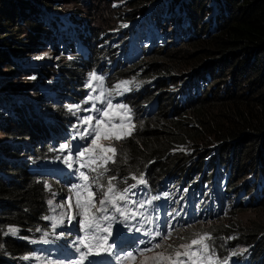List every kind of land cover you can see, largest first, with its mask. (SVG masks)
I'll return each mask as SVG.
<instances>
[{"label": "trees", "instance_id": "1", "mask_svg": "<svg viewBox=\"0 0 264 264\" xmlns=\"http://www.w3.org/2000/svg\"><path fill=\"white\" fill-rule=\"evenodd\" d=\"M66 1L0 0V61L25 59L23 44L17 43L22 36L14 34L19 23L12 24L13 32L1 33L5 20L15 22V16L31 21L32 31L50 48H82L54 67L71 84L62 81L70 97L81 93L92 67L106 74L108 89L131 82L132 97L126 101L135 108L137 123L118 146L123 161L136 166L132 170L143 163L150 180L166 176L178 189L192 180V186L205 183L212 200L234 198L230 210H264V0H109L113 24L107 21L106 28L94 30L80 19L79 9L63 6ZM209 3L217 6L207 12ZM52 25L54 31L42 29ZM27 37L33 38V32ZM5 65L11 69L12 63ZM2 78L0 88H20L7 106L0 100L5 133L0 140V229L12 226L27 233L30 225L44 223L46 195L43 181L18 159L20 148H31L28 140L35 136L42 108L55 120L63 122L66 116L60 110L64 105L50 96L41 98L36 91V101L25 95L28 81L2 84ZM139 106L153 112L139 116ZM42 148L39 142L36 149ZM229 225L234 239L264 264V220ZM3 232L0 264H14L26 252V241Z\"/></svg>", "mask_w": 264, "mask_h": 264}, {"label": "rangeland", "instance_id": "2", "mask_svg": "<svg viewBox=\"0 0 264 264\" xmlns=\"http://www.w3.org/2000/svg\"><path fill=\"white\" fill-rule=\"evenodd\" d=\"M40 1V0H38ZM109 0H67L64 2L63 6L71 7V8H77L81 11L82 15H87L88 18L91 21L90 26H101L106 28L105 24L107 21L109 23L113 24L112 14L109 9V6L107 3ZM207 2V1H203ZM39 4L38 2H33V6ZM215 4L209 3L206 7V11L209 12V7L213 6ZM217 6V5H215ZM174 13V12H173ZM198 13V12H197ZM175 14V13H174ZM16 20L15 22L10 20H5L7 28L1 29V33L7 31H14L12 28V24L19 23V26H17L18 31H14V34H18V37L20 39L19 44L21 45V51L22 54L25 55V59L21 60L20 62H13L10 58H3L0 61V76H2V84L7 82L8 79L13 80L14 83H22L24 81H28V86L26 87L25 95L29 96L30 98H34L33 96H36L37 93L40 95L45 92L49 91V83H58L64 81L63 77L60 75V70L57 67H54V65L60 61L63 60L66 56L69 55L64 52V49L61 44L60 50L58 48L54 49L53 47H48V42L41 38L40 35L34 31H32V26L34 24L31 21L26 22V17L20 18L19 16H15ZM104 24V25H103ZM111 24V25H112ZM89 25V24H88ZM202 23H200L199 26H201ZM45 30L44 32L54 31L55 27L52 26H44ZM33 32V38H28V33ZM6 33V32H5ZM32 35V34H31ZM32 42V44H31ZM12 43V42H10ZM50 43V42H49ZM12 44H8L7 46H11ZM6 46V44H5ZM47 54V55H44ZM37 57H41L40 59H37ZM6 62L12 63L11 69H7L5 65ZM48 63V68H46V71H44L43 66L45 67V64ZM91 72H95L98 76L104 77V89H108L107 82L105 81V75L101 72L97 71L94 67H92L90 70L86 72V76L82 82L83 90L81 93L77 95H73V99L70 100V102L65 103L62 102L65 105V108L60 109L62 113L70 120V124L67 125V128L65 132L61 135V137H56L54 139H50V142L47 143L48 146L44 149L45 153L48 154L47 156H44L42 158H39V155L35 153H31L30 156L33 157L31 160V165L36 170V172L42 176H45V178L42 180V186L44 188V193L46 195L45 198V204H46V216L47 217H58L62 211H67L66 209L61 208H55L53 210V205L58 204H64L67 202V198L69 196H73V193L71 192V185L74 183L71 181L68 184H65L64 181L59 179V177L54 173H45L40 171V165L43 163H64V157L67 156L68 152L67 150L61 152L60 146L62 144H70L73 146V158L76 159L75 153L77 150H82L86 145L90 144V139L85 141L81 140L78 136V132H83L85 129H87L89 126L86 124L81 123V118L86 116H93L97 117V113L95 111H85V109H91L92 108V101H89L87 103H84L86 97L91 95H99L100 91L103 89H100L97 87V82L93 81L92 86L96 89L95 92L92 91V89L85 87L86 82L89 79L88 74ZM6 74V75H5ZM33 77H35L33 79ZM46 80H49L47 83ZM5 88L4 84L3 87L0 88V100L3 101V105L5 107L6 101H10L11 99L16 100V89H19L20 86H14L11 85L10 87ZM71 86V84L69 85ZM25 87V86H24ZM210 89V88H209ZM37 91V93H36ZM62 92H65L63 89ZM105 95L107 96V92H105ZM10 96V97H9ZM52 96V95H51ZM40 97L34 98L36 101H40ZM112 98V97H111ZM35 101V102H36ZM43 103V102H42ZM113 103H123L127 104L122 101H115L113 99ZM41 104V102L39 103ZM76 105L79 104L81 106V110L79 112H76L75 115L72 112H69L67 109V105ZM97 107H101V104L99 101H96ZM130 108L131 106L127 104ZM2 104H0V108H2ZM132 110V108H131ZM119 111V110H117ZM131 117H132V123L135 125L134 115L133 111H131ZM93 125L95 124V120L92 121ZM113 123H119V117L117 116ZM75 125V127H74ZM5 133L0 130V140L4 139ZM75 137V138H74ZM102 143L105 145L111 144L112 147L116 148V155H115V163L109 162L107 167L109 171L99 180V183L103 184L105 189L107 188V181L110 176H115L116 180L113 181V183L117 186V189L122 190L124 187H127L131 184H133V179L131 177L134 175L137 179L140 178L139 175L135 174L131 170L136 166H131L130 164L123 161L124 158L121 156L123 152L119 150L120 141H106L102 140ZM20 149L22 154H26V151L21 147ZM19 149V150H20ZM120 153V156L118 154ZM78 164H74V167H78ZM86 172L89 173L90 181L93 176L96 175V173L90 172L87 169H83ZM124 178L127 179V183H124ZM200 178V175L198 176ZM146 180V178H144ZM198 180V179H197ZM147 181V180H146ZM49 185V187H46L45 185ZM213 186V185H211ZM185 188L184 186H180ZM141 187L139 186L137 189H134L133 191L137 192L136 196H132L129 194V199L136 200L139 202H142L144 204L147 202V194L140 190ZM94 192H96L95 199L98 201L101 198L100 192L93 186L92 189ZM140 190V191H139ZM189 189H185L184 191H188ZM160 197L165 198L168 197L167 194H161ZM198 197H200V194H198ZM52 200L53 205H49L48 201ZM74 202V197H73ZM150 203L152 202L149 201ZM148 202V203H149ZM123 203V202H121ZM196 203V201H195ZM161 204H164L167 206V214L169 216V220L171 217L178 211H174L173 214L169 213V210L171 208V200L162 201ZM128 208L132 211H136L139 208V204L133 205L132 203L128 204ZM45 216V217H46ZM179 215H177L176 219ZM249 220H258L262 221L264 220V210L261 208H257V210L254 209H244V210H230L228 209L226 212L223 213L221 217H218L217 219H207L202 218L198 222H195L191 224L189 227H187L184 232L180 229H176L175 231H172V227L169 225V230L171 231V236L166 241L159 240L158 242H161L164 244V247L162 249H159L158 251H165L166 253H172L176 250L183 251V249H180V245L184 244H190L193 239H199L201 236H204L207 234V230L209 228H217L220 230V228H224L225 230H228V225L230 223L235 222H241L242 224H248ZM65 223L59 225L56 229H53L51 227L53 221L52 220H44V223L42 226H40L39 223H35L34 225H30L26 229H24L28 235L30 236V239L35 243V247L32 251L27 252L22 255L21 259L23 260L22 264H71V262L67 260H61L62 258L66 257L67 252H63L62 254L58 253L60 250V247L54 250L53 252H48V248L52 245L57 246L62 243H68L70 249H74L73 247V241L76 240V238L79 236L77 232L73 234L74 231H77L78 226H73L72 224L67 223V216L64 217ZM227 228V229H226ZM39 229V230H38ZM167 231V232H168ZM221 231V230H220ZM166 232V233H167ZM195 233H201L199 236H196L190 240L189 237H191ZM63 234V235H61ZM203 243L208 244L207 240H204ZM171 245V247H168ZM198 245L193 246V250L197 249ZM241 249L246 250L243 246H238L235 248L238 252H243ZM25 257H28V259H25ZM186 259V258H185Z\"/></svg>", "mask_w": 264, "mask_h": 264}, {"label": "snow or ice", "instance_id": "3", "mask_svg": "<svg viewBox=\"0 0 264 264\" xmlns=\"http://www.w3.org/2000/svg\"><path fill=\"white\" fill-rule=\"evenodd\" d=\"M124 26L126 27L127 25ZM40 58L37 57V59ZM88 76L89 79L85 87L95 92L96 89L93 88L92 82L96 81L97 87L103 89L99 95L89 94L84 101V103L92 101V108L85 109V111H95L97 117L91 115L82 117L81 123L89 127L83 132H78L77 136L85 141L90 139V144L86 145L82 150L76 151L75 160L73 158L72 145L62 144L59 149L61 152L67 150L68 154L64 157V163L68 169L73 170V175L80 182L71 185L73 196H69L66 203L53 205L52 200L48 201L49 205H53V210L61 208L67 211H62L58 217H44L45 220L53 221L51 225L53 229L65 223V216H67L68 224L78 226L82 235L73 241V247L78 254V259L72 261L71 264H93L92 258L101 254L113 256L117 264H228V259L230 258L219 261L216 257L215 247L213 246L210 249L208 244L203 243L204 240L212 239L210 234H205L199 239H193L190 244L180 245V249H183V251L176 250L174 254L158 251L164 247V244L161 242L153 243L152 241L147 242L150 246L137 247L134 251L130 250L121 254L114 252L116 245L109 243V241L114 236L113 228L115 224H122L130 233L143 231L142 228L128 223L135 220L137 215H142V213H136L129 209L128 204H139V207H144L142 202L130 201L129 194L136 196L137 192L133 190L140 185H145L146 180L142 175L139 179L133 175L131 179L136 182L124 187L122 190L117 189V186L113 183L116 180L115 176L108 178L106 189L103 184L99 183L100 178L109 171L108 163H115L116 155V148L112 147L111 144L105 145L101 141H120L125 137H130L135 129V125L132 123L131 108L123 103L114 104L111 97L122 96L132 89L128 87L131 83L130 81H120L112 88L104 89L103 76H98L95 72L89 73ZM137 87H139L138 84ZM105 92H107V96ZM96 101L100 102L101 107H97ZM67 109L75 115L76 112L81 110V106L79 104H70L67 105ZM117 116L119 117V123H113ZM93 120H95L94 125L92 123ZM74 164L79 166L74 167ZM83 169L96 173L91 181L89 173ZM127 179L124 178V183H127ZM45 186L49 187L47 184ZM93 186L101 194V198L98 201L95 199L96 192L92 190ZM0 232H3V230L0 229ZM17 232V228L9 226L7 231L3 232V235L16 236ZM155 236L159 237L161 241H166L170 238L171 231L167 233L156 231ZM145 243L144 240L139 241V244ZM194 245L200 247L193 250ZM168 247H171V245ZM241 251L245 250L241 249ZM236 254L235 252L232 253L233 256ZM25 259H28V257H25Z\"/></svg>", "mask_w": 264, "mask_h": 264}, {"label": "clouds", "instance_id": "4", "mask_svg": "<svg viewBox=\"0 0 264 264\" xmlns=\"http://www.w3.org/2000/svg\"><path fill=\"white\" fill-rule=\"evenodd\" d=\"M82 18H85L87 20V23L90 25L91 21L88 18L87 15L80 16ZM96 26L92 25L91 29L94 30ZM45 30V28H43ZM82 48L77 49H64V52L69 55L71 54H77L78 51H81ZM87 52V51H86ZM92 52V51H91ZM86 54H89L87 52ZM68 55V56H69ZM85 55V54H82ZM15 61L20 62L21 60ZM48 63L45 64V67L48 68ZM98 71V70H97ZM102 74H106L102 72ZM47 83L49 80H46ZM106 81V79H105ZM55 83V82H54ZM53 83V84H54ZM52 83H49L50 90L43 92L40 96L41 98L50 96L53 100V103L64 105L62 102L68 103L71 99L74 97H70L67 95L71 93L67 90L66 86L70 87L66 80L64 79L63 85L62 82L56 83V86H54ZM108 86V85H107ZM130 87V85H128ZM109 88V87H108ZM63 89L65 92H62ZM83 90V88H82ZM52 95V96H51ZM123 99L115 100V101H122L127 104H129L126 99L128 97H132L128 94V92L125 93V95L121 96ZM113 99V98H112ZM182 101L185 103V100L182 98ZM131 106V104H129ZM157 105V104H156ZM65 108V105H64ZM135 125L137 123L136 121V111L135 108L131 106ZM139 112H137V115L139 116H145L148 111H152L151 107L150 109L146 110L142 107H140ZM40 109V108H38ZM157 109V108H156ZM155 109V110H156ZM46 112H43L42 110L37 112V115L39 114L38 118V124L35 129V136L32 138V140H28V143L31 144V148L23 147V149L26 151V154H22L20 152V156L18 159L22 162V164L27 165V169L30 173L37 175L40 180H43L45 176H42L36 172V170L31 165V160L33 159L32 156H30L31 153H35L39 155V158H42L44 156H47L48 154L45 153V148L48 146L47 143L50 142V139H54L56 137H61V135L65 132L67 125L70 124V120L66 117L65 121L55 120L53 118L52 114H45ZM134 131V130H133ZM132 131V132H133ZM124 139V138H123ZM122 139V140H123ZM38 141V142H37ZM34 142H37L38 145L39 142L43 146V151L37 150V145L33 146ZM35 148V149H34ZM24 158L21 160V158ZM18 160V161H19ZM145 165L142 163V166L138 170H131L135 174L143 176V178H146V184L140 185L141 191L147 194V202L145 203V208L139 207L136 211V213H142V215H137L135 220L129 221L128 223L134 224L138 228H142V232H128L126 228L122 224H115L113 231L114 236L113 238H110L109 243H113L116 245L114 248V252L117 254H121L123 252L127 251H134L137 247L143 248L146 246H150L147 244L148 241H152L153 243L158 242L160 240L159 237L155 236L156 231H161L162 233H166L169 230V225L173 226L172 231H175L176 229H180L184 232V230L189 227L191 224L198 222L202 218L207 219H217L218 217H221L224 212H226L229 207L231 206L233 202V197H221V200L218 199V196H214L215 200H212L211 196H206L205 191L203 190V187H205L207 184L202 183L201 187L199 186H192L194 183L193 180L189 185L184 186L185 188L178 189L175 188L172 184V178H168L166 176H159L156 179H149L145 172H144ZM147 169V168H146ZM40 171L45 173H54L56 174L59 179L64 181L65 184L70 183L73 181L74 183H79L80 181L77 179L75 175H73V170L68 169L66 164H59V163H43L40 165ZM133 184L136 182L135 180H132ZM212 185H214V182H212ZM183 186V185H182ZM139 187V186H138ZM185 189H189L188 191H184ZM139 190V191H140ZM161 194H167L168 197L162 198L160 197ZM198 194H200V197H198ZM177 197L178 202L174 203V197ZM151 203H148L151 201ZM171 200V208L169 210L170 214H173L174 211L178 210L169 220V216L167 214V206L164 204H161L163 201ZM196 201V203H195ZM228 208V209H227ZM178 218L176 219V217ZM40 226H42L41 223H39ZM229 225V224H228ZM227 229V228H226ZM232 227L228 226V230H225L224 228H220L218 230L217 228H209L206 232L207 234H210L212 239L207 240L209 248L215 247L216 249V257L219 259V261H223L225 258L228 259V264H259V257H256L255 254L251 251V248L248 245H245L243 243H239L234 239V236L231 231ZM77 234L80 236L82 233L79 231V228L77 231H74L73 234ZM201 233H195L191 237H189L190 240L196 236H199ZM16 241L20 240L25 243L26 241V252H30L34 249L35 243L30 239V236L28 233H20L19 230L17 232V235L15 236ZM140 240H144L145 244H139ZM61 246V247H60ZM243 246L246 250L243 252H238L235 250L236 247ZM58 247H60V250L58 251ZM58 251V253L62 254L63 252H67L66 257L62 258L61 260H67L69 262H72L76 259H78V254L75 252L74 249H70L68 243H62L60 245L54 246L48 248V252H53L54 250ZM237 253L235 256L232 255V253ZM23 253V254H25ZM22 254V255H23ZM22 257V256H21ZM21 257L18 256L16 261H14V264H22L23 260ZM104 259V260H103ZM93 264H117V261L114 259L113 256L109 254H101L98 256H95L92 258Z\"/></svg>", "mask_w": 264, "mask_h": 264}]
</instances>
